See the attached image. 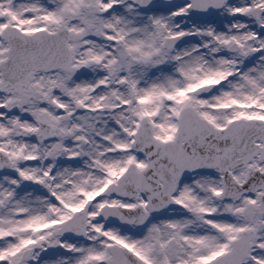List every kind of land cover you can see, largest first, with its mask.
<instances>
[{"label":"snow or ice","instance_id":"6c2138e0","mask_svg":"<svg viewBox=\"0 0 264 264\" xmlns=\"http://www.w3.org/2000/svg\"><path fill=\"white\" fill-rule=\"evenodd\" d=\"M0 264H264V0H0Z\"/></svg>","mask_w":264,"mask_h":264}]
</instances>
